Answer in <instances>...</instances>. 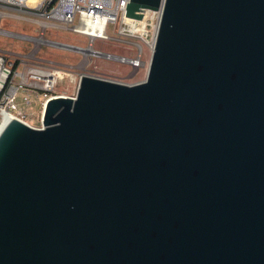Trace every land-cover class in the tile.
<instances>
[{"label": "water", "instance_id": "obj_1", "mask_svg": "<svg viewBox=\"0 0 264 264\" xmlns=\"http://www.w3.org/2000/svg\"><path fill=\"white\" fill-rule=\"evenodd\" d=\"M160 5L145 80L0 129V264H264V0Z\"/></svg>", "mask_w": 264, "mask_h": 264}, {"label": "built area", "instance_id": "obj_2", "mask_svg": "<svg viewBox=\"0 0 264 264\" xmlns=\"http://www.w3.org/2000/svg\"><path fill=\"white\" fill-rule=\"evenodd\" d=\"M129 0H0V19L3 16H12L36 22L40 31L37 37L3 32L22 40L42 44L62 46L72 52L82 53L90 59L112 61L124 64L135 70L143 65V46L153 50L157 29L162 14V6L157 10L142 9L139 17H126L125 7ZM25 14V15H23ZM116 27L117 34L125 37L123 42L128 55H116L102 52L94 47L97 39H111L106 34L108 26ZM47 29L64 30L77 33L88 38L87 47L82 48L69 44L59 43L45 39ZM41 47V46H40ZM85 49L87 51H85ZM23 58V56H22ZM12 60L5 51H0V129L5 125L6 117L16 119L30 127L41 128L45 105L48 100L55 97H75L77 87L82 75L78 76L70 69L57 67H43L28 69L29 79L39 86L28 87L24 82V74L16 69L18 64L24 66V60ZM19 61V62H18ZM95 76V75H91ZM98 77V76H95ZM102 78V77H100ZM76 85L74 93L69 95L56 92L61 83ZM136 83V82H133ZM38 110V125L32 123L31 114Z\"/></svg>", "mask_w": 264, "mask_h": 264}, {"label": "rangeland", "instance_id": "obj_3", "mask_svg": "<svg viewBox=\"0 0 264 264\" xmlns=\"http://www.w3.org/2000/svg\"><path fill=\"white\" fill-rule=\"evenodd\" d=\"M25 15V14H23ZM118 25L113 27L108 26L106 34L111 37L108 40L97 39L94 41V47L102 52H107L116 55H128L126 52L128 48L125 47L123 38L117 34ZM27 35L31 37H37L40 31L39 25L34 22L23 18L3 16L0 19V51L7 52L11 59L24 60V66L18 64L16 69L24 74V83L28 87L36 85L29 79L26 71L28 69H40L47 66L67 69L70 68L76 76L80 73H86L88 75H95L104 79H109L123 83L141 82L145 80L148 65L152 53V49L144 45L140 40L138 41L143 46V65L139 68L132 70L129 66L124 64H117L112 61H105L100 59H90L84 56L82 53L72 52L62 46H54L51 44H42L36 42L32 45V42L22 40L15 36L6 35L3 32ZM45 39L55 41L59 43L69 44L85 48L89 42L88 38L64 30H52L47 29L44 35ZM41 46V47H40ZM19 62V61H18ZM76 85L70 83H61L56 87V92H64L66 94H73ZM37 107H32L30 110L35 109V114H31L32 123L38 125V110Z\"/></svg>", "mask_w": 264, "mask_h": 264}, {"label": "bare ground", "instance_id": "obj_4", "mask_svg": "<svg viewBox=\"0 0 264 264\" xmlns=\"http://www.w3.org/2000/svg\"><path fill=\"white\" fill-rule=\"evenodd\" d=\"M85 51H87V50L85 49ZM9 120H11V118H10V117H6L5 124H6Z\"/></svg>", "mask_w": 264, "mask_h": 264}]
</instances>
